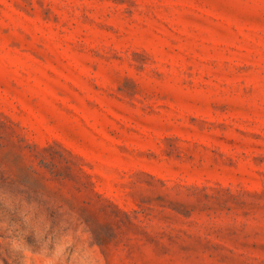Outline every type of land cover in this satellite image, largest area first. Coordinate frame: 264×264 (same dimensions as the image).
Instances as JSON below:
<instances>
[{"label":"rangeland","instance_id":"1","mask_svg":"<svg viewBox=\"0 0 264 264\" xmlns=\"http://www.w3.org/2000/svg\"><path fill=\"white\" fill-rule=\"evenodd\" d=\"M0 264H264V0H0Z\"/></svg>","mask_w":264,"mask_h":264}]
</instances>
